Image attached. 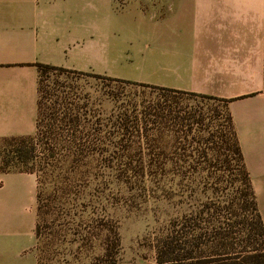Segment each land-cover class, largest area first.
<instances>
[{"label": "crops", "instance_id": "crops-1", "mask_svg": "<svg viewBox=\"0 0 264 264\" xmlns=\"http://www.w3.org/2000/svg\"><path fill=\"white\" fill-rule=\"evenodd\" d=\"M155 4L0 0V139L35 134L38 64L227 101L264 222V0ZM20 174H0V264H38L37 196L7 190Z\"/></svg>", "mask_w": 264, "mask_h": 264}, {"label": "trees", "instance_id": "trees-1", "mask_svg": "<svg viewBox=\"0 0 264 264\" xmlns=\"http://www.w3.org/2000/svg\"><path fill=\"white\" fill-rule=\"evenodd\" d=\"M37 66L40 81L35 134L0 139V174L25 173L36 178L37 239L42 237L43 225L44 228L46 225L52 228L53 224L62 221L64 232L69 234L66 225H74L83 216L65 209H76L88 203L87 193L101 186V173L117 172L119 180L126 184L125 180L132 176L150 177L151 184L161 189L167 203H172L177 197L175 191L180 186L177 179L190 176L189 179L197 182L199 187L190 192V199L199 206L191 213L169 221L166 233L154 245L155 264H264V222L227 111L226 123L222 125L224 129L215 146H208L214 137L206 146L200 145L202 143L197 146L195 143L182 144L177 137L172 144H168L163 141V131H172L176 136L193 124L173 109H167L165 103L157 105L154 110L151 106L140 110L137 104L126 105L124 112L116 114L114 111L105 118L103 110L93 107L88 96L83 104L77 103L76 98H70V101H56L54 106L46 107L42 73L58 70L121 85H142L157 89L167 98L171 94L201 95L75 73L50 65ZM149 127L160 134L144 141L145 133L142 135L141 132L144 130L149 134ZM178 151L192 154L181 157L176 155ZM211 152L216 155L209 159L207 156ZM181 164L189 166L191 175L173 176L170 173L172 168L174 174H179L175 171L179 167L184 169ZM217 171L228 174L229 185L225 188H201L207 184L205 179L215 178L220 183ZM205 172L208 174L203 177ZM111 258L112 251L106 248L104 258L93 260L91 264H113Z\"/></svg>", "mask_w": 264, "mask_h": 264}, {"label": "rangeland", "instance_id": "rangeland-1", "mask_svg": "<svg viewBox=\"0 0 264 264\" xmlns=\"http://www.w3.org/2000/svg\"><path fill=\"white\" fill-rule=\"evenodd\" d=\"M119 1L122 4L129 0ZM141 1L154 2L156 4L151 6V10L165 13L170 12L167 5L177 0ZM117 78L129 81L133 76L124 71ZM42 81L43 101L46 107L54 106L56 101L70 98H76L77 103L83 104L84 98L88 96L93 107L103 110L104 118L110 117L114 111L116 114L124 112L126 105L137 104L140 110L144 106H151L154 110L158 107L157 105L165 103L167 109H173L177 115L187 119L189 124H193L191 128L184 129L183 133L180 132L176 136L172 131H163V141L168 144H172L177 137L182 144L195 143L197 146L202 143L200 145L206 146L214 137V141H209L208 145L213 147L219 141L218 137H221V131L224 129L222 125L226 123L225 104L205 96L171 94L167 98L154 88L142 85H121L106 79L58 70L43 72ZM149 84L161 86L158 81L149 82ZM152 128L149 127V134L144 130L141 132L142 135L145 133L144 141L160 134ZM189 131L192 132L188 134ZM152 134L155 136H151ZM211 153L207 158L211 159L216 155L214 152ZM191 154V152L185 154L183 151H178L176 155L182 157V155ZM195 155L197 156L198 153ZM181 166L184 169L179 167L175 171L179 174H174L171 171L172 168L170 173L173 176L191 175L187 164H181ZM207 174L205 172L202 176ZM118 175L117 172L101 173L100 176L103 177L101 186L87 193L88 203L76 209L72 207L65 209L66 212L83 216V219L74 225H66L69 234L63 230V221L53 224L52 228H48L47 225L45 228L44 225L42 226V237L36 238L33 247L38 264H91L93 260L104 258L106 248L112 251L113 264L156 263L154 245L156 240L166 233L169 221L173 217L191 213L199 206L190 199V192L199 188L197 182L189 179L190 176L184 179L179 177L176 181L180 184L175 191L177 197L172 203H167L161 189L151 184L150 177L132 176L128 180L124 179L128 182L126 184L119 180ZM227 175L217 171V176L221 177L220 183L218 184L215 178L205 179L207 184L201 188L214 186L225 188L229 185ZM20 176L21 180L6 183L7 190L22 189L26 193L31 192L35 199V176L31 174H20Z\"/></svg>", "mask_w": 264, "mask_h": 264}]
</instances>
